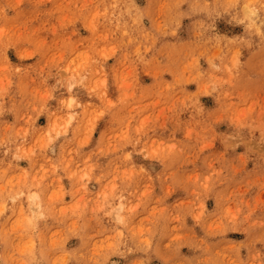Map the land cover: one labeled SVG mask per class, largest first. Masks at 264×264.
<instances>
[{
	"label": "rangeland",
	"instance_id": "374dc122",
	"mask_svg": "<svg viewBox=\"0 0 264 264\" xmlns=\"http://www.w3.org/2000/svg\"><path fill=\"white\" fill-rule=\"evenodd\" d=\"M0 264H264V0H0Z\"/></svg>",
	"mask_w": 264,
	"mask_h": 264
},
{
	"label": "bare ground",
	"instance_id": "6f19581e",
	"mask_svg": "<svg viewBox=\"0 0 264 264\" xmlns=\"http://www.w3.org/2000/svg\"><path fill=\"white\" fill-rule=\"evenodd\" d=\"M123 14H124V13H123ZM251 16H252V15H251ZM123 18H125V17H123ZM126 18H128V16H127ZM129 19L131 20V18H129ZM134 23H135V22H134ZM131 26H132V25H131ZM135 26H136V25H135ZM132 27H133V26H132ZM35 196H36V195H35ZM35 196H33V197L36 198ZM20 197H21V196H20ZM30 197H32V196H30ZM30 197L28 196V199H30ZM34 198H33V199H34ZM12 199H13V198H12ZM33 199H32V200H33ZM21 201H22V200H21ZM30 202H31V201H30ZM30 204H31V203H30ZM32 204H33V202H32ZM32 204H31V206H32ZM119 206H120V205H119ZM119 208H121V207H119ZM119 210H120V209H119ZM116 211L119 212V211H118V208L116 209ZM120 211H121V210H120ZM116 214H118V213H116ZM118 215H119V214H118ZM118 217H119V216H118ZM120 217H121V216H120ZM122 219H123V217H122ZM118 220H119V218H118ZM120 221H121V220H120ZM130 248H131V247H130ZM130 248H129V249H130Z\"/></svg>",
	"mask_w": 264,
	"mask_h": 264
}]
</instances>
